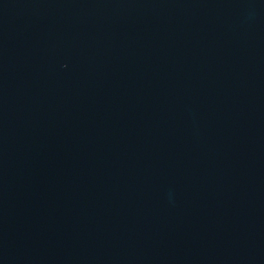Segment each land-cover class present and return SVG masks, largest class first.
Instances as JSON below:
<instances>
[{
	"label": "water",
	"instance_id": "1",
	"mask_svg": "<svg viewBox=\"0 0 264 264\" xmlns=\"http://www.w3.org/2000/svg\"><path fill=\"white\" fill-rule=\"evenodd\" d=\"M0 264H264V0H0Z\"/></svg>",
	"mask_w": 264,
	"mask_h": 264
}]
</instances>
